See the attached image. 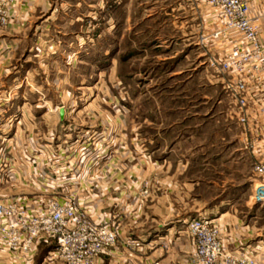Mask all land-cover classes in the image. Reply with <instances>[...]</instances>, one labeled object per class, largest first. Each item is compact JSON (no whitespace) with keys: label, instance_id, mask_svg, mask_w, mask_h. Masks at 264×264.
<instances>
[{"label":"rangeland","instance_id":"374dc122","mask_svg":"<svg viewBox=\"0 0 264 264\" xmlns=\"http://www.w3.org/2000/svg\"><path fill=\"white\" fill-rule=\"evenodd\" d=\"M253 7L263 14L264 0ZM214 12L197 0H0V201L39 211L77 200L90 169L118 155L141 173V202L169 201V264L203 214L226 247L264 254L253 155L209 62L213 41L201 40ZM55 249L40 244L30 264H65ZM129 250L99 264H135Z\"/></svg>","mask_w":264,"mask_h":264},{"label":"built area","instance_id":"2783aa9c","mask_svg":"<svg viewBox=\"0 0 264 264\" xmlns=\"http://www.w3.org/2000/svg\"><path fill=\"white\" fill-rule=\"evenodd\" d=\"M197 1L214 8L219 22L201 40L213 41L209 62L219 74L227 111L252 152L259 180L256 200L264 201V37L258 22L264 13H256L253 0ZM18 204L0 201V235L21 264L30 263L43 242H55L65 264H95L119 240L115 223L89 217L72 195L45 210L23 211ZM187 225L194 244L191 264H259L254 246H225L221 225L213 217H193Z\"/></svg>","mask_w":264,"mask_h":264},{"label":"crops","instance_id":"0c3cea01","mask_svg":"<svg viewBox=\"0 0 264 264\" xmlns=\"http://www.w3.org/2000/svg\"><path fill=\"white\" fill-rule=\"evenodd\" d=\"M261 19L263 22L264 15ZM1 60H4L2 55H0V62ZM118 157L117 155V157L109 158L107 166L99 172L94 170V168L90 169V173L94 172L93 175L90 176L89 180L86 178L84 182L80 183L81 185L77 186L80 194L77 200L89 217L96 221L115 222L118 220L120 224L117 245L110 255L100 256L95 264H99L103 258L112 257L113 255L120 256L129 252V248L133 249L135 264H138L136 260L139 259L140 262H143L144 258V263L169 264V232H165L162 229V225L169 223V201L166 200L160 206L153 204L152 208L147 206L146 202H141L138 199L141 196V188L140 190L137 188V184L140 182L138 178L141 177V173H135L137 169L136 163L133 164V170L129 169L126 171L123 163L121 165L118 164L120 163ZM96 192L101 195V200L93 199V194ZM131 194L137 197L134 204L128 200L129 197L131 198ZM154 220L155 223H153ZM149 223L151 224L148 227ZM153 227L157 229V232L149 236V229ZM148 236L149 238H147ZM129 238H134L133 241L137 242V244L128 245ZM187 239L181 240L180 238V240L175 241V245H178V247H174L176 250L174 257L180 261V264H188L194 252L192 238ZM149 249L150 254L147 253ZM34 260L35 256L30 263ZM258 260L259 264H264L262 251L258 253ZM15 263L20 264V260H18L14 251L11 250L0 235V264ZM174 264L177 263L175 262Z\"/></svg>","mask_w":264,"mask_h":264},{"label":"water","instance_id":"95a60500","mask_svg":"<svg viewBox=\"0 0 264 264\" xmlns=\"http://www.w3.org/2000/svg\"><path fill=\"white\" fill-rule=\"evenodd\" d=\"M64 111H65V109H64V108H61L60 112H61V115H62V116H63V114H64Z\"/></svg>","mask_w":264,"mask_h":264}]
</instances>
